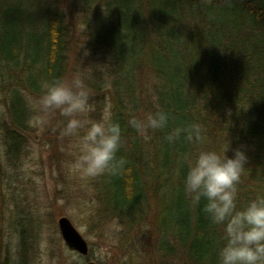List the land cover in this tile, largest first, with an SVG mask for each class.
I'll return each instance as SVG.
<instances>
[{
    "label": "trees",
    "instance_id": "1",
    "mask_svg": "<svg viewBox=\"0 0 264 264\" xmlns=\"http://www.w3.org/2000/svg\"><path fill=\"white\" fill-rule=\"evenodd\" d=\"M52 2L0 0V77L12 125L4 135L12 156L24 143L28 94L39 97L45 81L63 79L77 35ZM78 5L93 18L85 47L117 74L112 119L122 129L117 159L125 162L116 174L100 175L97 198L133 226L147 210L148 196H157L163 254L175 242L191 264H219L223 226L204 211V199L197 204L186 192L184 177L196 153L219 151L231 139L232 147L248 145L250 157L237 184V208L264 195V0H78ZM189 20L200 28L191 33ZM147 54L157 104L143 110L167 112L169 121L144 133L129 121L140 109L136 60ZM192 124L200 125L199 139L182 132L169 140L177 128Z\"/></svg>",
    "mask_w": 264,
    "mask_h": 264
},
{
    "label": "rangeland",
    "instance_id": "2",
    "mask_svg": "<svg viewBox=\"0 0 264 264\" xmlns=\"http://www.w3.org/2000/svg\"><path fill=\"white\" fill-rule=\"evenodd\" d=\"M52 1L77 33L63 79L71 82L77 75L83 79L94 106L89 113L91 119H101L105 111L112 115V81L117 74L104 57L85 47L89 31L86 25L93 24L92 16L82 13L78 0ZM187 22L191 33L200 28L196 20ZM148 61V54L144 59L139 57L133 72L139 118L148 114L143 110L149 107L147 103L157 104L152 90L155 73ZM100 83L101 88L91 87ZM2 85L0 77V264H20L23 258H28L29 264H85L88 259L98 264H191L175 242L167 255L158 248L157 196L150 194L147 210L133 226H127L97 198L95 184L100 175L82 179L68 172L65 161L71 159L74 138L60 133L66 118L57 110L45 125L37 124L38 97L27 91L30 118L23 132L24 143L12 156L4 135L5 128L9 130L12 125ZM61 216L68 217L87 241L88 255L66 245L57 223Z\"/></svg>",
    "mask_w": 264,
    "mask_h": 264
},
{
    "label": "clouds",
    "instance_id": "3",
    "mask_svg": "<svg viewBox=\"0 0 264 264\" xmlns=\"http://www.w3.org/2000/svg\"><path fill=\"white\" fill-rule=\"evenodd\" d=\"M42 89L35 102V122L45 125L57 110L66 118L60 133L74 138L71 159L65 161L68 172L82 179L116 174L125 162L123 158L117 159L122 143L121 126L112 119L110 111H105L99 120L89 117L94 106L83 79L78 75L71 82L57 78L45 81ZM168 121L169 114L158 111L144 118L133 116L129 123L138 131H146L164 128ZM182 132L189 140L199 139L200 125L177 128L169 140ZM229 150L232 155H228ZM249 159L248 145L232 147L230 139L221 150H200L188 162L186 192L197 204L204 199V211L215 224L223 226L219 264H264V195H257L237 208V184Z\"/></svg>",
    "mask_w": 264,
    "mask_h": 264
},
{
    "label": "water",
    "instance_id": "4",
    "mask_svg": "<svg viewBox=\"0 0 264 264\" xmlns=\"http://www.w3.org/2000/svg\"><path fill=\"white\" fill-rule=\"evenodd\" d=\"M57 223L60 234L66 245L82 255H87L88 243L84 239V237L79 233L76 227L72 224L70 219L66 216H61L58 218ZM85 264H97V263L93 260H88L86 261Z\"/></svg>",
    "mask_w": 264,
    "mask_h": 264
},
{
    "label": "flooded vegetation",
    "instance_id": "5",
    "mask_svg": "<svg viewBox=\"0 0 264 264\" xmlns=\"http://www.w3.org/2000/svg\"><path fill=\"white\" fill-rule=\"evenodd\" d=\"M20 264H29V262H28V258H23V261L20 263Z\"/></svg>",
    "mask_w": 264,
    "mask_h": 264
}]
</instances>
